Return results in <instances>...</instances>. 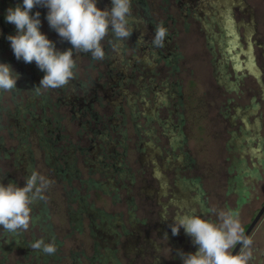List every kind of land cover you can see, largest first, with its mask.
I'll use <instances>...</instances> for the list:
<instances>
[{
  "label": "rangeland",
  "instance_id": "1",
  "mask_svg": "<svg viewBox=\"0 0 264 264\" xmlns=\"http://www.w3.org/2000/svg\"><path fill=\"white\" fill-rule=\"evenodd\" d=\"M143 2L132 0L128 40L114 49L107 37L102 61L74 54V79L37 94L46 73L7 39V10L23 0H0V63L20 74L0 93V182L23 187L34 171L53 181L27 231L0 226V264H183L179 252L198 246L172 234L175 216L219 223L214 209L231 210L243 227L263 202L264 0ZM37 11L42 33L71 48ZM41 238L55 254L31 248Z\"/></svg>",
  "mask_w": 264,
  "mask_h": 264
},
{
  "label": "clouds",
  "instance_id": "2",
  "mask_svg": "<svg viewBox=\"0 0 264 264\" xmlns=\"http://www.w3.org/2000/svg\"><path fill=\"white\" fill-rule=\"evenodd\" d=\"M98 0H23L7 10L6 21L14 24L16 35L7 39L17 60L25 63L35 62L46 74L40 85L34 90L60 89L68 85L75 77L77 68L74 54H90L94 60H104L106 53L103 41L110 33L113 48L118 42L128 40L134 29L130 26L132 0H111L110 9L97 6ZM36 6L48 9L47 20L50 28L55 30L62 40L72 47L66 51L57 49L55 42L41 31V13L32 15ZM167 29L161 22L155 25V36L151 41L156 48L165 47ZM20 74L14 72L10 64L0 63V93L17 89ZM53 181L38 172H32L25 178V185L18 186L0 182V226L6 232L27 231L32 221V205L38 200L46 199L44 193ZM219 223L202 218L193 213L175 216L170 227L173 235H178L183 228L185 234L192 238L198 251L194 253L179 252L183 264H250L254 261L253 240L245 236L238 216L231 210H215ZM167 220V219H165ZM167 238V234H165ZM242 245L238 254L230 249ZM31 248L53 255L57 247L53 242L46 243L43 238L31 244Z\"/></svg>",
  "mask_w": 264,
  "mask_h": 264
},
{
  "label": "flooded vegetation",
  "instance_id": "3",
  "mask_svg": "<svg viewBox=\"0 0 264 264\" xmlns=\"http://www.w3.org/2000/svg\"><path fill=\"white\" fill-rule=\"evenodd\" d=\"M134 1V4H135V2L136 3H138V6L139 5H142V6H144V2H143V0H133ZM103 2L106 4V5H110V3H111V0H103ZM165 3H166V5H167V8L169 9V10H171L173 7H175V6H179V7H182L183 8V0H165ZM101 9H104V7L102 6V8ZM144 9V11H146L147 12V9L146 8H143ZM183 9H186V11L188 10L189 11V9H187V8H183ZM36 13V12H35ZM35 13L33 14V15H35ZM189 13V12H188ZM187 15V14H186ZM195 16V15H194ZM150 18H151V16H149ZM196 17V16H195ZM108 38H111L112 39V35L111 36H109ZM244 42H246V40H244ZM98 87H100V85L98 84L97 85ZM83 89V88H82ZM80 90L81 92H83L84 93V91L85 90H87V89H89V87H87L85 90L83 89V90ZM97 89L95 88V89H93V91H92V93L94 92V91H96ZM86 95H88V93H85ZM94 94V93H93ZM94 99V98H93ZM92 99V100H93ZM72 104V106L74 107V108H82L83 107V103H71ZM88 107L89 108H91V105L90 104H88ZM87 109V108H86ZM86 112L87 111H85V112H83L84 114L83 115H85L86 114ZM91 116V115H90ZM95 117V119H97V118H99V116L96 114V113H94L90 118H92V117ZM73 117H76V116H73ZM89 122V121H88ZM59 137V136H58ZM233 188H234V186L233 185H231V187H229V190L231 191V192H238V191H241V196H244L245 195V189L243 190V189H241L240 187H236L237 188V190L235 191H233ZM237 204H238V202H237ZM263 205H264V200H263V202L260 204V206L259 207H257V209H256V211L253 213V215L251 216V218H250V220L248 221V222H246L244 225H243V229H244V234H245V232H246V230L248 229V227L250 226V224L253 222V220L255 219V217L258 215V213L260 212V210H261V208L263 207ZM264 222V213L262 214V216H261V218L259 219V221L255 224V226L252 228V230L250 231V233L247 235V237H250L252 240H253V245H252V248H253V255H254V261H250V264H264V234H262V232L264 231V230H262V231H260L261 230V227H263V223ZM241 248H242V245H239V244H237L234 248H232V249H230V251L232 252V254H238V253H240V251H241ZM135 263L136 264H138V262H136L135 261ZM146 264V263H145Z\"/></svg>",
  "mask_w": 264,
  "mask_h": 264
},
{
  "label": "water",
  "instance_id": "4",
  "mask_svg": "<svg viewBox=\"0 0 264 264\" xmlns=\"http://www.w3.org/2000/svg\"><path fill=\"white\" fill-rule=\"evenodd\" d=\"M264 213V205L261 208L260 212L258 213V215L255 217V219L253 220V222L250 224V226L248 227V229L245 232V236H247L250 231L252 230V228L255 226V224L259 221V219L261 218L262 214ZM240 245V244H239Z\"/></svg>",
  "mask_w": 264,
  "mask_h": 264
}]
</instances>
